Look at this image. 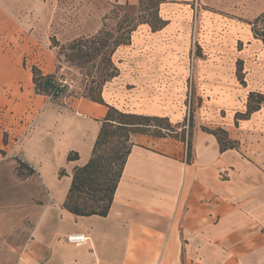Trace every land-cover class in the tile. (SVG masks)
<instances>
[{
    "label": "crops",
    "instance_id": "obj_1",
    "mask_svg": "<svg viewBox=\"0 0 264 264\" xmlns=\"http://www.w3.org/2000/svg\"><path fill=\"white\" fill-rule=\"evenodd\" d=\"M56 1L0 0V185L10 187L5 196L0 188V264H264V39L242 25V67L223 61L197 72L208 93L223 89L218 103L235 105L246 95L244 110L218 126L235 147L220 150L205 126L191 131L189 149L180 138L135 135L107 214L75 215L63 207L72 170L90 158L107 105L120 109L123 100L80 96L58 104L35 92L32 66L43 74L57 69L50 38L89 32L82 26L53 36ZM250 93L263 99L235 118ZM127 96L134 104L125 110L141 113ZM69 152L78 158L67 160ZM12 156L37 170L47 194L16 179ZM74 233L88 240L69 242Z\"/></svg>",
    "mask_w": 264,
    "mask_h": 264
},
{
    "label": "rangeland",
    "instance_id": "obj_2",
    "mask_svg": "<svg viewBox=\"0 0 264 264\" xmlns=\"http://www.w3.org/2000/svg\"><path fill=\"white\" fill-rule=\"evenodd\" d=\"M60 1L52 5L51 34L72 36L67 32L82 26L85 32L89 31L80 35L83 37H93L102 31L86 44L92 46L91 50L92 41L97 44L98 40H106L109 43L106 50L110 51L113 42L129 24L125 21L126 14L135 24L144 21L131 33L128 44L115 48L110 56L111 65L104 64L101 55L85 63L83 58L69 59V55L76 53L70 42L78 37L65 41L50 38L58 62L54 73L70 85L66 92L70 95L63 98L64 101L85 94L97 96L100 92L101 97L123 100L120 110L132 112L125 107L133 105L134 100L128 99L129 96L124 99V96L133 93L135 101L141 103L142 112L138 114L167 116L171 129L163 130L167 142L177 138L182 140L183 131L186 139L187 131H193L195 127L223 128L229 114L244 110L241 103L246 95L240 94L235 105L218 103L215 97L223 96V89L215 96L208 93L197 83L200 80L197 72L212 65L223 67V61L229 68L234 64L238 69L242 67L240 58L248 42L240 31L242 25L248 26L253 38L264 39L258 35V24L264 23V0H161L157 16L167 20L168 26L155 31L149 26L157 21L155 6L150 3L141 4L139 0H63L62 6ZM125 4L129 6L122 8ZM188 11L190 15L186 16ZM60 16L65 20L60 21L62 25L57 23ZM248 58H254V52H250ZM113 69L116 72L113 77L101 75ZM255 100L256 97L251 96L248 106L256 105ZM3 134L7 139L8 133L3 130ZM1 157L4 158V154ZM17 158L12 156L16 179L20 183L29 180L34 183L37 194H47L36 169L30 172L29 167H22V174L17 173ZM0 188L4 196L5 190L10 189L5 184Z\"/></svg>",
    "mask_w": 264,
    "mask_h": 264
},
{
    "label": "trees",
    "instance_id": "obj_3",
    "mask_svg": "<svg viewBox=\"0 0 264 264\" xmlns=\"http://www.w3.org/2000/svg\"><path fill=\"white\" fill-rule=\"evenodd\" d=\"M142 2L144 4L150 3L152 6H155L157 21L153 24L145 21L148 25L150 24L149 26L152 31L158 30L166 25L167 20H163L161 17L157 16L158 12H156L161 0H139V3L142 4ZM126 6L129 5L125 4L122 8ZM151 8L152 7H150V9ZM126 15L125 21L126 23L128 21L129 24L126 26L121 36L113 42L110 51L106 50L109 48V43L106 40H98L97 44L92 41L91 43L94 45L92 50L90 49L92 48L91 45L86 46V44L90 42L89 39H96L102 32L99 31L97 34L93 35V37L80 36L72 40L70 45L72 48L76 49V53L72 56L69 55L68 58L71 60H73V58H83V63H85L90 58L96 59L97 56L101 55L102 62L106 65H111L110 56L115 48L121 44H128L130 42V35L136 29V26L144 22L140 21L135 24V22H132L133 19L131 16L128 14ZM31 70L35 92L49 96L53 102L63 104V98L69 96L70 93L66 94L67 87L59 88L54 84V79L57 77L56 74H43L35 66H32ZM86 75H89V72ZM101 75L113 77L116 75V72H114L113 69ZM99 95L100 92L97 96L92 94H85L83 96L95 102L103 103V99ZM249 96L256 97V105H247L246 111L244 113L236 112L235 118H243L249 115L252 111L257 109V103L263 99L262 95L258 93H250ZM188 125L191 127L190 123ZM169 127L170 122L167 117L127 112L112 105H107V111L100 120L99 132L92 146L90 158L86 163L75 166L72 170L71 181L63 201V207L75 215L97 214L105 216L110 208L125 161L133 145L132 137L140 134L164 137L165 134L163 130H171ZM203 129L216 136L220 150L236 146V141L227 138L226 132L222 128ZM190 137L191 130L187 131L186 139L183 131L182 140L186 142L187 149L190 147ZM187 154H189V150H187ZM77 158L78 154L76 152H69L67 155V160ZM16 160L18 162L17 173L22 174V167H29L28 169L30 172L34 170L27 162L19 158ZM62 172L63 170H60L59 174H62Z\"/></svg>",
    "mask_w": 264,
    "mask_h": 264
},
{
    "label": "built area",
    "instance_id": "obj_4",
    "mask_svg": "<svg viewBox=\"0 0 264 264\" xmlns=\"http://www.w3.org/2000/svg\"><path fill=\"white\" fill-rule=\"evenodd\" d=\"M255 35L257 36V33ZM258 35L261 37H264V23L258 24ZM54 84L57 85L59 88L67 87V90L70 87V85L68 84V81L65 80L64 78H61L60 76H57L54 79ZM67 240L74 244H80L88 240V237L84 236L83 234L74 233V234L68 235Z\"/></svg>",
    "mask_w": 264,
    "mask_h": 264
}]
</instances>
